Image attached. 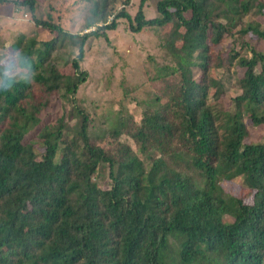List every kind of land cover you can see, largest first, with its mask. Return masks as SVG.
Listing matches in <instances>:
<instances>
[{
	"label": "trees",
	"instance_id": "obj_1",
	"mask_svg": "<svg viewBox=\"0 0 264 264\" xmlns=\"http://www.w3.org/2000/svg\"><path fill=\"white\" fill-rule=\"evenodd\" d=\"M84 1L86 28L94 29L74 34L51 15L37 16L36 0H0L28 7L53 35L21 33L12 58H0V264H264V138L246 140L249 123L264 132V51L213 49L239 25L242 35L264 38L259 22H245L263 13L264 1L158 0L150 18L145 0L134 16L116 10L130 0ZM120 18L135 32L170 30L162 45L175 62L157 66L156 78L177 76L178 83L145 101L152 111L133 133L139 152L115 155L93 141L107 131L93 132L77 92L89 75L81 65L87 39L109 41ZM70 43L77 52L69 59L59 51ZM69 60L74 73L66 75L59 68ZM236 64L245 71L227 110L216 69ZM54 93L73 105L76 127L64 116L42 124ZM132 119L109 126L123 131ZM33 131L41 154L28 138ZM103 167L109 187L96 179ZM234 181L253 192L252 202L227 187Z\"/></svg>",
	"mask_w": 264,
	"mask_h": 264
},
{
	"label": "rangeland",
	"instance_id": "obj_2",
	"mask_svg": "<svg viewBox=\"0 0 264 264\" xmlns=\"http://www.w3.org/2000/svg\"><path fill=\"white\" fill-rule=\"evenodd\" d=\"M157 1L145 0L143 8L148 18L158 14ZM36 2L37 16L47 19L51 15L55 22L60 23L65 30L71 33L83 34L94 29V27L86 28V20L90 16V3L84 0H36ZM139 3L140 0H130V4L124 5L120 1L117 3L116 10L125 8L134 16ZM112 18L113 15H110L109 20ZM253 20L259 22L264 29V10L263 13L249 14L245 17V22ZM240 26L233 29L232 34H226L225 40L213 47L214 51H220L224 56L231 53L233 49L241 50L242 55L245 56L252 55L251 48L263 52L264 38H257L251 33L242 35L238 32ZM22 32L40 39H50L53 36L48 29L35 24L28 7L0 6V58L2 62L7 63L12 58V44ZM169 32L167 27L146 28L141 32H135L128 19L120 18L118 27L107 31L109 41L103 36H92L86 41L85 57L81 65L89 75L86 82L80 85L77 97L95 125L91 124L93 132L107 131V135L93 138V141L105 147L112 154L118 155V152L129 151L128 147L139 152L141 141L135 138L133 133L137 131V127L139 128V123L145 113L152 111L146 108L145 101L157 96H165V92L175 89L178 83L177 76L167 79L156 78L157 66L174 65L175 62L168 49L162 45L164 43L162 38H166ZM245 42L249 44V47L244 45ZM177 45L180 46L179 42ZM76 52L77 47L71 43L59 51L60 54L67 55L69 59L74 57ZM70 61L66 64L61 63L59 68L66 75L74 73ZM244 71L245 69L237 64L230 69H216V75L225 78L226 92L222 96V104L227 110L232 109V98L241 91L238 87V79ZM199 73L200 70L196 68L195 76L197 77ZM50 100L49 105L40 114L42 124H54L57 118L64 116L71 127L78 125L76 118H70L73 105L63 100L60 93H54ZM127 114L133 116L129 128L120 131L109 126L117 118L125 117ZM249 125L250 135L246 140L252 142L263 140V130L250 123ZM103 129L106 130L102 132ZM28 138L36 140V150L38 154H41L43 145L38 134L33 131ZM96 179L101 186L109 187L111 182L108 168H101ZM227 187L240 195L246 193V200L252 202L253 192L248 191L243 183L234 181L227 183Z\"/></svg>",
	"mask_w": 264,
	"mask_h": 264
},
{
	"label": "crops",
	"instance_id": "obj_3",
	"mask_svg": "<svg viewBox=\"0 0 264 264\" xmlns=\"http://www.w3.org/2000/svg\"><path fill=\"white\" fill-rule=\"evenodd\" d=\"M9 6L10 8H12L13 6H16L17 7V5L15 4V3H7V4H0V6ZM22 33H26V32H22Z\"/></svg>",
	"mask_w": 264,
	"mask_h": 264
}]
</instances>
